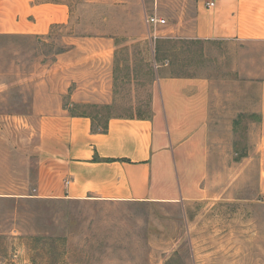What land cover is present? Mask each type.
<instances>
[{
	"label": "rangeland",
	"instance_id": "374dc122",
	"mask_svg": "<svg viewBox=\"0 0 264 264\" xmlns=\"http://www.w3.org/2000/svg\"><path fill=\"white\" fill-rule=\"evenodd\" d=\"M60 1L69 19L47 33L0 32V193L16 190L33 171L36 140L27 114L43 79L58 74L51 68L57 69L59 54L74 41L81 46L71 59L84 58L66 71L71 80L62 106L68 114H88L97 125L111 115L147 112L157 63L164 59V74H212L221 94L218 110L243 111L235 110L231 139L222 149L227 162L210 165L213 198L198 204L0 195V264H203L209 251L217 264L220 218L264 221V209L244 206L263 203L251 187L255 162L248 153L256 113L245 109L257 104V83L250 80L264 77V42L191 39L196 0ZM147 14L165 23L148 29ZM100 36L114 39L109 72L97 69L89 50ZM107 89L110 103L92 102ZM76 91L83 100H73Z\"/></svg>",
	"mask_w": 264,
	"mask_h": 264
},
{
	"label": "crops",
	"instance_id": "0c3cea01",
	"mask_svg": "<svg viewBox=\"0 0 264 264\" xmlns=\"http://www.w3.org/2000/svg\"><path fill=\"white\" fill-rule=\"evenodd\" d=\"M208 1L214 5L207 7ZM195 2L191 39L264 42V0ZM0 9V32L47 33L52 25L67 22L70 16L67 4L60 0H4ZM96 38L89 49L91 57L98 70L109 72L116 53L114 39ZM80 46L74 41L70 49L59 54L57 69L51 68L58 74L45 77L44 86L33 97L27 114L36 140L33 171L28 169L16 190L0 195L188 207L212 199L210 165L217 159L227 162L222 149L231 139L235 110L242 108L218 110L221 94L212 74H164L168 66L164 59L162 65L157 63L159 73L150 87L148 111L111 115L105 131L94 130L91 116L68 114L62 106L71 80L70 76L65 78L66 71L83 62V56L71 59ZM253 81L257 83V104H249L245 111L256 113V132L253 151L248 153H253L249 158L255 162L251 187L263 203L244 205L252 212L264 209V77H252ZM107 90L105 96L92 102L110 103L113 97ZM72 96L74 101L84 99L78 91ZM235 176L242 181V175ZM232 217L218 222L217 264H264V221L257 216L249 220ZM203 260V264H216L211 251L203 254Z\"/></svg>",
	"mask_w": 264,
	"mask_h": 264
},
{
	"label": "built area",
	"instance_id": "2783aa9c",
	"mask_svg": "<svg viewBox=\"0 0 264 264\" xmlns=\"http://www.w3.org/2000/svg\"><path fill=\"white\" fill-rule=\"evenodd\" d=\"M213 5H214L213 1L206 2L207 7H212ZM145 23L148 26V29H150L151 27L155 28L156 26L165 23V19L162 17H159L157 15L147 14V15H145ZM148 35L150 38H154V39L157 37L156 33L152 32L150 30L148 31Z\"/></svg>",
	"mask_w": 264,
	"mask_h": 264
},
{
	"label": "trees",
	"instance_id": "16d2710c",
	"mask_svg": "<svg viewBox=\"0 0 264 264\" xmlns=\"http://www.w3.org/2000/svg\"><path fill=\"white\" fill-rule=\"evenodd\" d=\"M92 127H93L94 130L98 129L99 131H105L106 128H107V126H106V120L103 123L97 124V125L94 124V121H93Z\"/></svg>",
	"mask_w": 264,
	"mask_h": 264
}]
</instances>
